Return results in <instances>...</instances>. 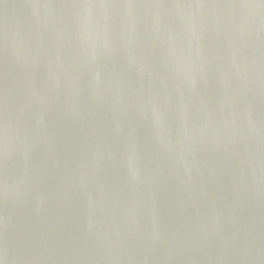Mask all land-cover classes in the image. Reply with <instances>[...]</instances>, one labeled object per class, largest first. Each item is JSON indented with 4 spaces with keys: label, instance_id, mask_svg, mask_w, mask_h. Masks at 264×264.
Segmentation results:
<instances>
[{
    "label": "water",
    "instance_id": "water-1",
    "mask_svg": "<svg viewBox=\"0 0 264 264\" xmlns=\"http://www.w3.org/2000/svg\"><path fill=\"white\" fill-rule=\"evenodd\" d=\"M0 264H264V0H0Z\"/></svg>",
    "mask_w": 264,
    "mask_h": 264
}]
</instances>
